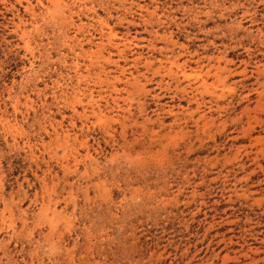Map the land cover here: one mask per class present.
I'll list each match as a JSON object with an SVG mask.
<instances>
[{
    "label": "rangeland",
    "instance_id": "obj_1",
    "mask_svg": "<svg viewBox=\"0 0 264 264\" xmlns=\"http://www.w3.org/2000/svg\"><path fill=\"white\" fill-rule=\"evenodd\" d=\"M0 264H264V0H0Z\"/></svg>",
    "mask_w": 264,
    "mask_h": 264
}]
</instances>
